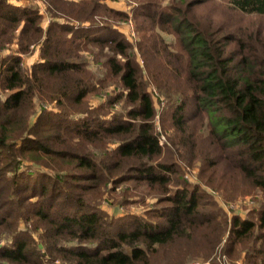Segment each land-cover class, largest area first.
<instances>
[{"label":"trees","instance_id":"trees-1","mask_svg":"<svg viewBox=\"0 0 264 264\" xmlns=\"http://www.w3.org/2000/svg\"><path fill=\"white\" fill-rule=\"evenodd\" d=\"M129 1L119 9L104 0H40L44 27L38 7L0 0V51L17 44L0 60V264H148L158 248L211 231L215 217L202 213L211 200L201 199L200 186L186 177L169 186L184 154L215 192L233 195L240 181L242 193L264 197V43L253 51L236 20L264 17V0ZM207 6L210 26L202 27ZM128 21L156 98L115 26ZM32 46L38 58L26 72L21 58ZM110 87L121 91L109 96ZM154 99L172 107L163 144ZM117 104L123 114L111 112ZM129 182L163 194L166 205L149 213L156 221L107 220L96 198ZM226 226L233 244L257 231L244 260L264 264V201L254 223L225 222L213 247Z\"/></svg>","mask_w":264,"mask_h":264},{"label":"rangeland","instance_id":"rangeland-1","mask_svg":"<svg viewBox=\"0 0 264 264\" xmlns=\"http://www.w3.org/2000/svg\"><path fill=\"white\" fill-rule=\"evenodd\" d=\"M104 2L111 7H118L119 9H126L128 5H130L129 0H104ZM9 3L17 5V6H35L41 11L42 14L45 15L44 23L49 22L50 19L45 12L44 6L40 0H34L28 2V0H9ZM213 12V9L209 6L202 8L199 11L198 20L200 21V25L202 27L210 26V13ZM220 15L219 24L220 26L227 27L229 22L232 20L227 17L226 9L222 10V14ZM238 26L246 31L247 35H249L250 40L249 43L255 46L253 51H257L260 49L261 44L264 43V17L258 16H245L242 15L238 20ZM118 29L123 32L128 41L131 43L132 52L135 54L136 63L140 66V70L143 72L142 81L147 84V88L149 92L152 94L153 98H156V90L150 84V80L148 79V74H146L144 59L139 55L137 51V36L134 24L131 21L120 22L115 25ZM16 41L12 42L5 49L0 51V60L7 57L8 55H12L17 53ZM259 45L260 47H256ZM234 48V47H233ZM236 53L239 52V47L236 45ZM39 49L37 46H32L29 49V52L22 56L21 64L23 70L26 72L29 70L30 65L38 58ZM86 56V60L89 56ZM91 58L88 59L90 61ZM92 67V66H90ZM95 72L97 78H101L103 75V70L96 69L92 67ZM121 89L117 87H110L108 89L109 96H114ZM102 100H97L96 98L91 100L90 105H97L99 102H104L107 100V97H101ZM47 105V111H55L52 105ZM154 107L156 111V117L154 120L155 130L158 132V139L160 144L166 142L167 137L169 136V123L171 117L172 107L166 101H158L154 99ZM124 108H122L121 104L115 105L111 112L116 114H123ZM34 110L39 112L38 105L34 108ZM111 113V114H112ZM85 114H83L84 116ZM186 153V152H185ZM184 158L186 160L183 163L179 162L181 169L179 168V172L172 176V179H178V181H171L169 184L170 188L176 187L183 178H187L189 181L188 185L198 184L200 186L199 191L203 193L202 200H211L209 204L211 206L205 208L202 212L208 218L215 217L212 230L202 227L196 233L191 234L190 239H186L187 237L176 239V242L167 245L166 247L158 248V252L155 253L154 256L149 257L148 264H208V263H216V264H246L245 262V254L250 251L251 247H253V239L258 232H254V234L248 238L244 239L242 243L233 244L231 239H226L228 237L227 226L222 231L219 236V241L216 245L213 244L214 238L218 233L219 228L223 227V224L226 222L228 225L233 216H238L240 218L246 219L248 221H252L253 223L256 221L258 216V211L261 209L264 201V197L262 193L258 189H251L249 192L242 193L243 187L240 181L236 182V185L229 184L230 186L237 187L234 190V194L231 195L229 192L224 191L223 189L214 190L208 188V186L204 185L201 182L200 176V163L198 161H188V155L184 154ZM157 161H164L162 157H159ZM182 170V171H181ZM184 173V177H183ZM225 183L224 185H226ZM228 185V186H229ZM168 186V187H169ZM169 188V189H170ZM208 192L211 197H209L206 193ZM107 196V197H106ZM103 198H96V200H100L99 208L104 211L107 216V220L109 218L114 219L116 216H132V217H140L148 218L149 221H156L150 216V212L155 209L161 208L166 204L159 202L163 198V194L159 193L157 189H152L147 186H143L141 188L135 187L133 182L124 183L120 185L116 190L110 192L108 195ZM127 197V198H126ZM129 197V198H128ZM132 197V198H131ZM126 198V202L122 203L121 201ZM95 199V198H94ZM107 199V200H105ZM129 199V200H128ZM143 199V200H141ZM89 199L87 204L90 207ZM93 203V202H92ZM214 203V204H213ZM94 208V207H90ZM148 213V215H146ZM211 215V216H209ZM212 224V222H211ZM23 227V226H22ZM225 227V226H224ZM213 247V249H212ZM212 253V254H211ZM210 259V260H208Z\"/></svg>","mask_w":264,"mask_h":264},{"label":"crops","instance_id":"crops-1","mask_svg":"<svg viewBox=\"0 0 264 264\" xmlns=\"http://www.w3.org/2000/svg\"><path fill=\"white\" fill-rule=\"evenodd\" d=\"M47 23H48V22H46L45 25H43V26L45 27Z\"/></svg>","mask_w":264,"mask_h":264}]
</instances>
